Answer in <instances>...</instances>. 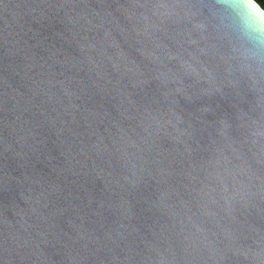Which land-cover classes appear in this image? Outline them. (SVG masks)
<instances>
[{
	"label": "water",
	"instance_id": "water-1",
	"mask_svg": "<svg viewBox=\"0 0 264 264\" xmlns=\"http://www.w3.org/2000/svg\"><path fill=\"white\" fill-rule=\"evenodd\" d=\"M0 264H264V5L0 0Z\"/></svg>",
	"mask_w": 264,
	"mask_h": 264
},
{
	"label": "trees",
	"instance_id": "trees-1",
	"mask_svg": "<svg viewBox=\"0 0 264 264\" xmlns=\"http://www.w3.org/2000/svg\"><path fill=\"white\" fill-rule=\"evenodd\" d=\"M264 5V0H259Z\"/></svg>",
	"mask_w": 264,
	"mask_h": 264
}]
</instances>
